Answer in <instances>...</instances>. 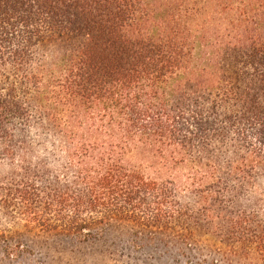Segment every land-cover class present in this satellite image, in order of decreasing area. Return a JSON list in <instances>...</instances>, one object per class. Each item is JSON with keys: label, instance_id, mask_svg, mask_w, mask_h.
Here are the masks:
<instances>
[{"label": "trees", "instance_id": "obj_1", "mask_svg": "<svg viewBox=\"0 0 264 264\" xmlns=\"http://www.w3.org/2000/svg\"><path fill=\"white\" fill-rule=\"evenodd\" d=\"M1 163L0 209L44 233L264 264V0H0Z\"/></svg>", "mask_w": 264, "mask_h": 264}, {"label": "rangeland", "instance_id": "obj_2", "mask_svg": "<svg viewBox=\"0 0 264 264\" xmlns=\"http://www.w3.org/2000/svg\"><path fill=\"white\" fill-rule=\"evenodd\" d=\"M49 46L44 49L49 51ZM28 136L36 141L34 130ZM7 166L1 163L0 172ZM254 199L264 208V178L255 182L250 200ZM107 232L90 243H79L73 237L47 234L15 221L0 209V264H246L226 257L225 247L213 236L186 247L178 242L184 237L178 230L158 233L124 222ZM8 246L13 252L10 258Z\"/></svg>", "mask_w": 264, "mask_h": 264}]
</instances>
